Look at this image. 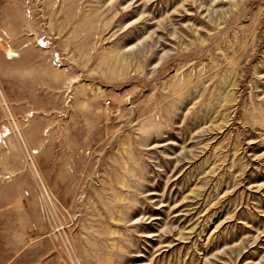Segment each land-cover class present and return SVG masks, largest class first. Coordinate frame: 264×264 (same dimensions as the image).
I'll use <instances>...</instances> for the list:
<instances>
[{
	"label": "rangeland",
	"instance_id": "374dc122",
	"mask_svg": "<svg viewBox=\"0 0 264 264\" xmlns=\"http://www.w3.org/2000/svg\"><path fill=\"white\" fill-rule=\"evenodd\" d=\"M0 264H264V0H0Z\"/></svg>",
	"mask_w": 264,
	"mask_h": 264
}]
</instances>
